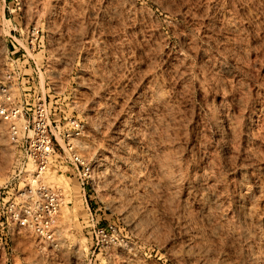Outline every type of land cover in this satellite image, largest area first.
Masks as SVG:
<instances>
[{
	"label": "rangeland",
	"instance_id": "obj_1",
	"mask_svg": "<svg viewBox=\"0 0 264 264\" xmlns=\"http://www.w3.org/2000/svg\"><path fill=\"white\" fill-rule=\"evenodd\" d=\"M3 88L86 165L42 175L53 241L0 208V264H264V0H0ZM21 167L0 119V186Z\"/></svg>",
	"mask_w": 264,
	"mask_h": 264
},
{
	"label": "built area",
	"instance_id": "obj_2",
	"mask_svg": "<svg viewBox=\"0 0 264 264\" xmlns=\"http://www.w3.org/2000/svg\"><path fill=\"white\" fill-rule=\"evenodd\" d=\"M10 1L17 4L19 0ZM25 29L33 48L39 37V29L35 24ZM10 98L8 90L0 89V119L7 125L11 140L20 144L22 156H26L33 168H19L18 174L22 170L25 174L19 183L22 187L16 186L13 178L6 185L0 186V208H5L10 213L13 228L28 229L40 240L53 241V228L57 224L63 198L60 189L43 183L42 175L50 161L56 157L68 160L72 173L79 174L84 170L86 163L78 153L83 124L74 118L67 120L58 132L61 145L51 128L43 104L38 105L30 119L29 113H23ZM53 129L57 130V126Z\"/></svg>",
	"mask_w": 264,
	"mask_h": 264
},
{
	"label": "bare ground",
	"instance_id": "obj_3",
	"mask_svg": "<svg viewBox=\"0 0 264 264\" xmlns=\"http://www.w3.org/2000/svg\"><path fill=\"white\" fill-rule=\"evenodd\" d=\"M153 89H154V88H153ZM150 94H151V93H150ZM155 95H156V94H155ZM153 96H154V95H153ZM153 99H154V98H153ZM163 99H164V98H163ZM157 101H158V100H157ZM167 103H168V102H167ZM103 110H105V109H103ZM100 111H101V110H100ZM103 116H104V115H103ZM105 116H106V115H105ZM130 134H131V133H130ZM133 135H134V134H133ZM149 151H150V150H149ZM166 154H167V153H166ZM167 155H168V154H167ZM149 156H150V155H149ZM162 157H163V156H162ZM159 158H160V157H159ZM109 160H110V159H109ZM98 161H99V160H98ZM124 161H125V160H124ZM162 161H163V160H162ZM176 161H177V160H176ZM97 163H98V162H97ZM173 163H174V161H173ZM104 167H105V166H104ZM157 167H158V166H157ZM175 173H176V172H175ZM175 173H174V174H175ZM179 173H180V172H179ZM171 175H172V174H171ZM176 175H177V174H176ZM200 178H201V177H200ZM203 178H204V177H203ZM140 180H141V179H140ZM203 181H204V180H203ZM147 183H148V182H147ZM175 183H176V182H175ZM175 183H174V184H175ZM161 184H162V183H161ZM149 188H150V187H149ZM168 188H169V187H168ZM166 189H167V188H166ZM166 189H165V190H166ZM173 190H174V189H173ZM212 200H213V199H212ZM242 217H243V216H242Z\"/></svg>",
	"mask_w": 264,
	"mask_h": 264
}]
</instances>
